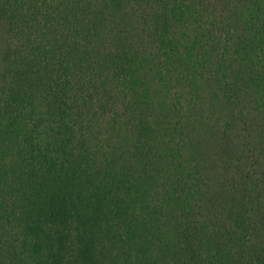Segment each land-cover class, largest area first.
Masks as SVG:
<instances>
[{"label": "trees", "instance_id": "obj_1", "mask_svg": "<svg viewBox=\"0 0 264 264\" xmlns=\"http://www.w3.org/2000/svg\"><path fill=\"white\" fill-rule=\"evenodd\" d=\"M132 28L137 40L153 42L151 53L127 49ZM0 30L7 36L0 50V264H134V252L138 264L151 258L148 245L166 213L158 199V218L133 209L136 189L148 194L156 178L143 76L154 59L171 82L216 87L231 116L243 114L242 96L264 106V0H0ZM95 124L126 138L108 150L89 137ZM171 126L164 129L176 134ZM124 147L128 158L120 156ZM186 178L170 185L182 239L148 264H206L188 231L198 185ZM244 214L226 234L248 251L246 264H264V236Z\"/></svg>", "mask_w": 264, "mask_h": 264}, {"label": "rangeland", "instance_id": "obj_2", "mask_svg": "<svg viewBox=\"0 0 264 264\" xmlns=\"http://www.w3.org/2000/svg\"><path fill=\"white\" fill-rule=\"evenodd\" d=\"M88 7L91 12L94 5ZM82 12L76 14L78 21L89 11ZM131 33V43L135 46L128 44V50L139 52L141 55L152 52L153 42L151 45L147 40L145 41L148 43L137 40V31L134 28ZM4 45L7 46V36L0 30V50L4 49ZM152 62L154 64L148 65V70H144L143 76L150 83L151 107L146 113L154 124V157L157 162L152 169L156 178L155 182L150 184L148 194L142 185L140 190L136 189L140 199L133 211L138 214L146 209L150 217L158 218V214L155 215L158 199L166 215L160 221L161 231L154 235V243L148 245L153 249L151 258H139L142 260L140 264L152 263L153 255L160 259V251H164V247L171 248L172 245L175 249V246H178L180 235L178 236V227H175L178 224L176 218L181 214L172 205L175 200L172 198L170 185L179 176L183 178V175H187V185L191 182L198 185L191 187L192 229L188 231L195 233V246L200 248L206 264L211 260L216 264H246L249 261L248 251L233 240L230 241L226 233L235 227L236 219L242 217L247 210L244 216L248 217L250 225L256 227L258 233L264 236V106L260 101L256 103L252 98L240 94L245 102L242 107L243 114L237 110L231 116L224 101L217 99L216 87L210 88L201 82L192 89L187 81L171 82L166 72L160 71L157 60ZM169 89L171 91H168ZM121 92L120 100L125 102L129 93L126 89ZM175 103L182 112L171 123L169 111H173ZM117 108L122 111L121 102ZM109 121L108 119L107 122ZM168 123L171 127H176V134L172 128L171 131L164 129L168 128ZM114 134L119 133H108L106 128L96 126L88 135L95 144L103 142L109 145L107 149L110 150L114 143L119 146L118 140L126 138L124 133L116 135L117 137ZM123 151L127 149L124 147ZM120 156L128 158L129 152H121ZM133 177L139 179L140 173L135 171ZM157 193L161 195L160 198H157ZM251 195L252 202L242 209L243 199L248 197L249 201ZM180 196L186 198L185 193ZM207 234H210L207 240L210 243L202 245L201 241L206 239L204 237ZM138 256L134 252V264H138Z\"/></svg>", "mask_w": 264, "mask_h": 264}]
</instances>
